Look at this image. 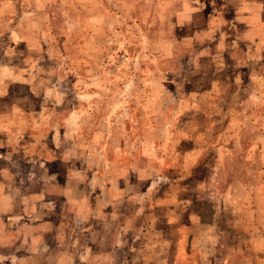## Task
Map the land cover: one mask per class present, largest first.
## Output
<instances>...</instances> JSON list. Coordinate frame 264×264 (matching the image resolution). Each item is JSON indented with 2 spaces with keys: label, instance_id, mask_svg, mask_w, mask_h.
Wrapping results in <instances>:
<instances>
[{
  "label": "rangeland",
  "instance_id": "374dc122",
  "mask_svg": "<svg viewBox=\"0 0 264 264\" xmlns=\"http://www.w3.org/2000/svg\"><path fill=\"white\" fill-rule=\"evenodd\" d=\"M0 264H264V0H0Z\"/></svg>",
  "mask_w": 264,
  "mask_h": 264
}]
</instances>
